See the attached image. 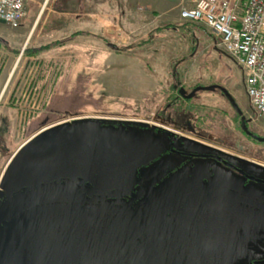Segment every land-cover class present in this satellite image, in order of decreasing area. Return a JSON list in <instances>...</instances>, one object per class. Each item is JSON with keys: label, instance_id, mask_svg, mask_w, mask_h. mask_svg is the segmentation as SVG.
<instances>
[{"label": "rangeland", "instance_id": "obj_1", "mask_svg": "<svg viewBox=\"0 0 264 264\" xmlns=\"http://www.w3.org/2000/svg\"><path fill=\"white\" fill-rule=\"evenodd\" d=\"M194 2L107 0V23L102 27L105 43L101 44V53L92 52L94 48L89 53L82 48L74 51L68 41L78 37L71 34L59 39L52 36L46 38L51 41L48 44L60 41L53 45H60L58 49L52 51V46L40 50L43 47L40 46L32 48L35 52L29 54L25 49L30 46L24 45L25 27L0 23V93L2 102L11 97L16 103L21 126L17 127L18 141H21V145L25 144L42 130L63 124V127L59 126L45 134L40 145H36V151L41 150L42 144L46 145L43 149L48 148L46 153L34 157L32 161L33 170L43 169L35 175L36 178H50L54 171L60 169L68 177H82L90 182L91 192L103 193L108 187L118 185L127 193L137 177L133 157L134 150L138 148H133L136 142L133 143L131 125L123 121L107 124L110 119L95 124L72 121L80 118L99 120L104 117L146 120L193 135L187 129L177 128L170 120L158 116L174 102L167 110V118L179 110L183 116L178 121L187 124V120H190L193 126H199L202 136L195 134V137L240 154L244 152L252 160L264 165V142L244 136L240 115L221 91L201 90L196 98L175 101L177 92L173 89L176 80L173 70L177 67V75L187 89L214 83L225 86L246 118L251 120L250 129L264 136V118L258 116L251 107L242 72L235 61L217 46L214 34L203 25L179 17L176 21L165 19L168 13L180 16L181 9L193 6ZM110 30H114L115 34H110ZM38 33L36 31V35ZM87 41L86 38H79L76 43L86 45ZM108 43L116 44L119 49L110 47ZM26 90L38 94L36 103L27 105L31 114L24 119L18 107L19 96ZM3 140L4 137L0 136V141ZM139 141H145L144 148L150 144L148 136ZM109 143H113L115 148V151L111 148L110 155L104 150L105 147L110 148ZM119 154H124V160L107 159L108 155L115 158L120 157ZM168 158L175 167L184 160L172 154ZM212 163L210 159L201 158L196 160V164H199L197 169L185 167L181 172L192 174L195 178L201 174H216L218 176H214L212 183L240 194L247 201L227 198L226 194L194 184L168 187V190H174L166 197L168 218L165 224L155 223L152 227L160 240L157 249L164 252L163 259L160 258L157 264H238V253H241L245 243L250 247V261L264 258V183L245 182L234 170L216 162L211 166ZM246 169L250 174L264 179V173L250 167ZM39 189L36 192L50 193L59 203H83L89 207L85 211L91 218L104 217L123 202L122 199L108 198L100 202L88 198L68 182ZM193 195L199 197L197 204L203 218L198 227L210 217L216 232L197 230L199 209L195 208L197 204ZM163 212L156 210L160 216ZM82 221L89 224L87 219L82 218ZM208 224L211 226L210 220ZM211 235L217 241H212ZM200 236L207 237V242L197 241L196 238ZM54 238L53 233L46 234L41 239V246H55V243L51 245ZM57 242L59 246L65 245L66 235L62 233ZM216 242L219 245H211ZM27 249L32 251L34 247L29 246ZM96 250V245H92L83 254L92 261L90 264H109L110 261H115V264H138V261L151 260L156 255L153 254L154 250L150 254L137 251L130 258L124 250L108 249L105 253L109 257L106 260L108 262L104 263L96 256ZM29 252L23 250L21 257L27 256ZM17 253L18 250L15 251ZM8 257L12 258L10 255ZM16 257L21 259L19 255Z\"/></svg>", "mask_w": 264, "mask_h": 264}, {"label": "water", "instance_id": "obj_2", "mask_svg": "<svg viewBox=\"0 0 264 264\" xmlns=\"http://www.w3.org/2000/svg\"><path fill=\"white\" fill-rule=\"evenodd\" d=\"M0 23H5V21L0 19ZM109 46L114 49H119V47L113 43H110ZM174 72H176V67L174 68ZM218 89L226 96L235 111L239 115H243L242 109L229 90L219 84L198 85L189 93L185 87L181 86L179 94L185 99H192L201 90L214 91ZM84 121H88L89 123L93 122L95 124L96 122L99 123L105 120L102 118L99 120L80 118L74 119L72 122ZM126 122L135 123L136 121L129 120ZM67 124L69 125L70 123ZM59 126L63 127V124H57L56 126L46 128L29 140L26 145L18 151L0 183V197L4 198V202L0 206V235L3 234V237L2 235L0 237V264H10L11 261L12 264H80L83 259L87 261L86 264H90L92 261L86 259L83 254L92 245H96V256L99 260L101 262L103 260L104 263H107L108 261L106 260L109 257L107 258L105 253L108 249L126 251L113 241L114 237H112L108 243L102 241L104 232L115 227L117 220H119L118 223L122 221L119 216L123 210L115 214L117 209L115 207L104 217L95 216L91 218L87 211H85V209L89 210V207L84 206L83 203H72L73 205H71L67 202V204H63L61 202L59 203L58 199L52 197L50 193L41 194L36 192L40 190L39 188L41 187L52 186L59 182H68L88 198L100 202L108 198L118 199L123 196V189L117 187L118 185L108 187L103 193L91 192L89 189L91 186L90 182H86L82 177H68L64 175L60 169L54 171L50 178H36L35 175L40 171L42 172L43 169H40V171L33 170L31 167L33 164L32 161L34 157L48 151V148L43 149L46 146L44 144L41 145V150L36 151V145H40V141L45 134L55 128H60ZM242 128L248 131L245 115L242 116ZM136 133L137 132L134 131L132 133L133 143L136 142V146L134 145L135 147L133 146V148H138V150H134L135 155L133 160H135V163L133 164V168H136L141 161L146 159L147 150H149L148 147L150 145L148 144L147 148H144L145 141L140 142L139 140L146 135H141L139 133L136 135ZM254 137L260 142H264V137L257 135H254ZM150 141L149 139V142ZM109 146L110 148L105 147L104 150L110 155L111 148H113L114 151L115 148L113 143H109ZM109 155L107 159H113V161H122L125 158L124 154H119L120 157L115 158ZM218 159L222 160L221 157H218ZM46 165H49V163L43 164V166ZM248 178L253 181L264 183L263 179L253 175H248ZM82 218L87 219L89 224L86 225L85 222L82 221ZM67 223L70 225V228H74L75 238L69 243L67 240L65 245L63 244L61 246H59V242H54L56 239L54 238L51 245L57 243L56 245L59 247V250L58 257L56 253L55 256H53L56 245L53 247L41 246V239L48 233L52 234L51 231H53L56 225H59L60 229H62L65 234L68 226ZM85 228H87L86 231ZM29 246L34 247V249L32 251L28 250L27 247ZM16 250H18L17 254H15ZM23 250H25V252H30L27 256L21 257ZM9 255L12 256V258H9ZM16 255H19L22 260L16 257ZM80 255L82 257H79ZM53 257H56L58 260L56 261ZM129 257L132 258V255ZM124 261H126V259ZM110 262L116 263L115 261ZM262 262L264 261H257L256 263L261 264Z\"/></svg>", "mask_w": 264, "mask_h": 264}, {"label": "flooded vegetation", "instance_id": "obj_3", "mask_svg": "<svg viewBox=\"0 0 264 264\" xmlns=\"http://www.w3.org/2000/svg\"><path fill=\"white\" fill-rule=\"evenodd\" d=\"M180 63L181 62L177 63V66H179ZM173 76L176 79L173 84V89L177 92L175 101H177L178 99H185L179 94L180 87H184V85L177 75V67L176 72H174L173 70ZM197 86L198 85L194 86L192 89L186 88L187 92H191ZM218 90L221 91L220 89ZM196 96L194 98H196ZM174 103L170 104L166 108V111H164L162 114H159L158 116L163 119H168V121L170 120L177 128H181L183 130L187 129L189 133H192L193 135H188L181 131L172 130L168 126L159 124L157 122L134 120L136 121L135 123H127L126 121H129L130 119H113L107 117L102 118L105 119V122H107L106 119H110L107 124L115 123L117 121L126 122L127 124L131 125L134 132H137L141 135L145 134L151 140V143L149 145L150 149L146 154V159L141 161L136 167L137 177L135 179V182L133 183V185H131V188L127 191V193L122 190L123 196L121 198H118L122 199L123 202L117 205L115 214L118 211L123 210L119 216L121 217L122 221L120 223H116L115 227H112V229L105 231L103 235L104 237H102V241H104L105 243H108L109 240L114 237L113 241L124 248L126 250V253H128L129 256L132 255V257L136 255L137 251L150 254V252L154 250L153 254L156 255L152 257L151 260L146 259L143 261H138V264H157V261H159V259L164 256V252L161 253V251L163 250L157 249L160 240L152 227L155 223L159 224L162 222L163 224H165V219L168 218L169 213L167 212V209H169V205L166 201V197L169 193H172L174 191L168 190V187H171L173 185L179 186L181 184H194L207 189H213L214 191L220 192L221 194H226L227 198L234 197L236 199L247 201V198L239 196L240 194H235L228 190L219 188L217 185L212 183L211 180L214 178V176L218 175L212 174L209 176L208 174H201L200 176H196L195 178L192 174H184L183 172H181L185 167H189L191 170H195L199 167V164H196V160L201 158L210 159L213 162L211 166H214L217 163L223 167H226L227 169H232L235 172L239 173V175L245 179V182L253 181L248 178V175L252 174H250L249 170L246 169L247 167L255 169V171L264 173V165L259 161L252 160L250 156H247L246 153L241 152L240 154L234 152L233 150H230V148H223L216 144L206 142L202 140V138H198V136L195 137V134H198L200 137L202 136V132L198 129L199 126L197 124L193 126L190 120H187V124H182L180 121H178L182 119L183 116L182 114H180L181 112L179 110L178 113L174 112L175 115L172 113L173 115L167 118V110L170 109V107ZM242 116H244V113L243 115H240V126L244 136L256 141L259 140L256 139L254 135L264 137L250 129L251 120H249L248 118H246L248 131L246 129H243ZM171 154L179 155L183 157L184 160H182L181 163L175 167L169 162L171 160L168 157ZM218 157H221L222 160H219ZM214 162L216 163L214 164ZM219 173L222 175H227L223 172ZM145 197L147 199H145ZM193 198L196 200L195 203L197 204V202L199 201V197H195L193 195ZM3 202L4 198L0 197V206L1 204H3ZM262 205L264 206V204ZM195 208L199 209L196 219V226L198 227L200 221H202L203 218L201 216V210L198 204L195 205ZM157 209L165 211L163 212L162 216L156 214ZM208 220H210L211 226L208 224ZM203 226L205 228H203ZM197 230H200L201 232L204 230L205 233L216 232V230L212 227V221L210 217L209 219H207V221L200 225ZM51 232L55 235L56 238L54 242L59 241L60 235L64 233V231L60 229L59 225L54 226L53 231ZM65 234L68 237V243L74 240V228H70L69 224L67 226ZM206 235L209 234H205V236ZM205 236L197 237L196 240L200 241L201 243H203L204 241L207 242L206 240H208V238ZM213 236L214 235H211L210 239L212 241H217V239ZM211 245L219 244L216 242ZM58 250L59 247L56 245V248H54L55 252L53 253V256H55L56 253V256L58 257ZM238 255V264H249L250 262L252 264H257V261H264V258L260 260L253 259V261H250V247L246 243L243 244V249L241 253H238ZM79 257L82 256L80 255ZM54 258L56 261L58 260L56 257H53V259ZM86 263L87 261L83 259L80 264ZM220 264H225V262H222Z\"/></svg>", "mask_w": 264, "mask_h": 264}, {"label": "built area", "instance_id": "obj_4", "mask_svg": "<svg viewBox=\"0 0 264 264\" xmlns=\"http://www.w3.org/2000/svg\"><path fill=\"white\" fill-rule=\"evenodd\" d=\"M25 15L24 0H0V19L7 24L19 26ZM180 18L214 34L217 46L239 66L252 109L264 118V0H195L181 9ZM36 93L26 90L19 96L24 119L31 114L28 106L36 103Z\"/></svg>", "mask_w": 264, "mask_h": 264}, {"label": "crops", "instance_id": "obj_5", "mask_svg": "<svg viewBox=\"0 0 264 264\" xmlns=\"http://www.w3.org/2000/svg\"><path fill=\"white\" fill-rule=\"evenodd\" d=\"M24 2L26 15L20 27H25L26 32L23 35L26 47L38 48L51 43L46 40L50 36L59 39V37H69L74 34L78 38L68 41L74 51L82 48L89 53L94 48L95 51L92 52L101 53V44L105 43L102 39L104 37L102 27L107 23V0H24ZM178 17L180 18L175 13H168L165 19L176 21ZM78 32L85 34H76ZM79 38L88 39V43L86 45L77 44L76 41ZM58 46H53L51 50L58 49ZM103 48L102 51L105 50ZM2 98L0 93V136L4 137V142L0 141V182L18 151L26 145V142L21 145V141H18L16 137L19 131L17 127H21L16 103L11 97L4 102Z\"/></svg>", "mask_w": 264, "mask_h": 264}, {"label": "trees", "instance_id": "obj_6", "mask_svg": "<svg viewBox=\"0 0 264 264\" xmlns=\"http://www.w3.org/2000/svg\"><path fill=\"white\" fill-rule=\"evenodd\" d=\"M76 34H85V33H83V32H78V33H76ZM3 42H4V41H3ZM59 43H60V41H56V42H54V43H52V44L45 45V46L41 47L40 50H46V49H49V48L52 47L53 45H57V44H59ZM0 44H2L1 40H0ZM108 44H110V43H108ZM25 51H27L29 54H31L32 52H35L32 48H28V47L25 49ZM19 192H20V191H19Z\"/></svg>", "mask_w": 264, "mask_h": 264}]
</instances>
